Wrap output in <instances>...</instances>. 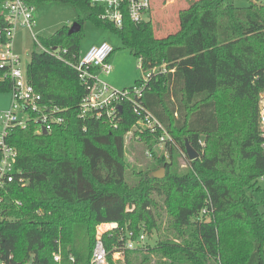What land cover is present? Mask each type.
<instances>
[{"label":"trees","instance_id":"obj_1","mask_svg":"<svg viewBox=\"0 0 264 264\" xmlns=\"http://www.w3.org/2000/svg\"><path fill=\"white\" fill-rule=\"evenodd\" d=\"M231 1L187 0L178 12V29L158 38L153 0L146 21L134 24L126 14L121 28L102 19L104 8L88 0H26L36 10L73 9L82 30L91 20L116 32L123 48L141 61V70L154 72L144 105L173 142L158 155L151 148L161 133L148 134L145 144L157 161L128 172L124 135L139 120L131 106L123 104L117 128L80 117L87 91L68 61L75 63L82 54V30L69 35L66 26L38 39L35 45L43 49L31 54L27 80L42 103L62 110L65 123L47 135L37 134L34 121L8 131L6 142L18 153L13 172L25 185L16 180L0 193L2 263L55 264L53 255L60 250L62 264H91L97 227L115 223L119 228L103 236L108 264H264V214L251 195L264 178V132L257 116L264 92V5L250 0L242 8ZM4 2L0 45L9 26ZM8 70L0 60V94L13 87ZM220 92L231 101L250 102L251 121L225 118ZM186 142L199 159L189 160ZM179 152L188 165L182 172ZM162 167L164 179L150 176ZM205 210L209 220L200 219ZM127 231L134 232V240L142 231L148 240L156 235L155 244L115 262L114 249L124 244L122 235L127 240Z\"/></svg>","mask_w":264,"mask_h":264},{"label":"built area","instance_id":"obj_2","mask_svg":"<svg viewBox=\"0 0 264 264\" xmlns=\"http://www.w3.org/2000/svg\"><path fill=\"white\" fill-rule=\"evenodd\" d=\"M88 1L94 7H103L104 13L102 19L113 23L117 28L123 26V18L126 14L134 24H141L146 21L152 5L151 0ZM255 2L259 5H264V0H255ZM3 8L6 11L5 21L9 26L5 29L7 40L4 44L0 45V49H3L0 53V60L2 66L9 67L7 74L13 81V87L10 92L12 97L11 109L0 111V193L3 191L7 192L5 185L17 180L13 170L18 153L16 149L6 142L9 129L15 126L26 128L30 121H34L38 125L37 134L43 135L44 130L50 134L53 128L65 123V118L60 108L42 103L41 97L27 80L26 67H24L20 57L12 49L14 35L20 27L28 29L34 41L38 43V38L34 33V28L36 27V9L29 5L26 0H5ZM39 46L41 47V45ZM113 53L114 48L107 42H102L92 46L86 53L81 54L75 63L68 61L69 65L78 73V77L87 91L80 105V117L106 120L114 128H117L119 113L121 111L119 107H123V104L127 103L139 119L136 125H139L143 130L153 135L160 132L159 143L162 147H165L168 141L173 142L172 137H170L163 125L144 105L145 90L154 72H143L140 84L134 86L132 89L114 90L97 76L98 71L105 74L112 72L110 57ZM65 54H67V50L59 54V57ZM262 123L264 124V108ZM147 154L150 155V151ZM17 181L20 185H25L22 178ZM1 203H3V198L0 196ZM206 215L208 216V211L205 210L201 213L200 219H203ZM118 228V224L115 223L101 224L97 227L96 243L91 264H108L107 259L110 251L107 250L104 244L103 236ZM133 237L134 232L127 231V240L122 235L120 241L124 242V244L114 249L118 258H123L122 261L125 259L124 254L126 252L143 249L146 246L147 235L145 232L142 231L137 240H134ZM53 259L55 264H62L60 250L53 255ZM70 260L74 261L72 257ZM0 264L4 263L0 261ZM30 264L40 263L31 262Z\"/></svg>","mask_w":264,"mask_h":264},{"label":"rangeland","instance_id":"obj_3","mask_svg":"<svg viewBox=\"0 0 264 264\" xmlns=\"http://www.w3.org/2000/svg\"><path fill=\"white\" fill-rule=\"evenodd\" d=\"M186 1L187 0H153L155 6L157 7L153 13V19L156 26L159 28L157 32L158 38L165 37L178 29V12L181 8L186 6ZM231 3L236 7L244 8L249 6L250 0H233ZM35 17L36 27L34 28V33L38 39L49 38L66 26L71 27L78 19L77 14L73 11V9L50 5L37 9ZM103 40H106V42L115 49L111 56V58L114 57L111 59L112 72L110 74H105L98 71L97 76L102 82L114 90L122 91L132 88L143 76L141 61L133 57L129 50L123 48L121 39L116 32L111 30L105 31L93 21L85 20L83 23L81 38L82 54L83 52L86 53V51L94 44ZM12 49L13 52L22 60L24 67H27L31 54L33 51L39 50V46L37 47L35 45L31 32L28 29L20 27L14 35ZM2 51L3 49H0V53ZM217 102L223 105L221 110L223 114L226 113L224 114L225 118L227 117L230 119L233 117L241 123H246L247 121L250 122L253 117V105L251 106L250 102L231 101L227 92H220L218 94ZM11 103V93L0 94V111L11 109ZM263 108L264 92L259 96L257 115L259 129L261 132H264V124L262 123ZM148 134L150 135L148 131L143 130L139 125H135L129 130V132L125 133L126 159L131 165L128 172H130L134 166L144 169L146 166L154 165L155 161H157L155 160V157H152L150 149H148L145 144L146 138L149 136ZM159 142H155L153 144L154 147L151 149L158 155H162L166 151ZM150 143H153L151 139ZM147 151H150V155L147 154ZM177 155V166L181 172L185 171L188 168L186 156L183 152H179ZM166 160L170 161L169 156H166ZM258 185L259 190L251 192V195L256 202L259 203V211L264 214V178L259 179ZM210 216L211 215H208L206 217L207 220L210 219ZM155 241L156 235H153L152 238L146 240V243L153 246ZM124 255L126 257V253ZM112 258L115 262H122L123 259L121 257L118 258L116 253L113 254Z\"/></svg>","mask_w":264,"mask_h":264},{"label":"water","instance_id":"obj_4","mask_svg":"<svg viewBox=\"0 0 264 264\" xmlns=\"http://www.w3.org/2000/svg\"><path fill=\"white\" fill-rule=\"evenodd\" d=\"M81 30H82L81 24L78 22H75L70 27L68 34L69 35L77 34ZM119 109L122 110L123 107H119ZM47 134H48L47 131L44 130L43 135H47ZM186 153H187V156H188L190 161H195V160L199 159L198 152L188 142H186ZM150 176L155 178V179H160V180L164 179L166 176V169L161 168L160 170L154 171V172L150 173Z\"/></svg>","mask_w":264,"mask_h":264},{"label":"crops","instance_id":"obj_5","mask_svg":"<svg viewBox=\"0 0 264 264\" xmlns=\"http://www.w3.org/2000/svg\"><path fill=\"white\" fill-rule=\"evenodd\" d=\"M102 42H106V40H103V41L97 42V43L94 44V45H98V44H100V43H102ZM94 45H93V46H94ZM87 51H88V50H87ZM87 51H86V52H87ZM83 53H85V52H83ZM112 58H114V57H112ZM112 58H110V64H111V59H112Z\"/></svg>","mask_w":264,"mask_h":264}]
</instances>
